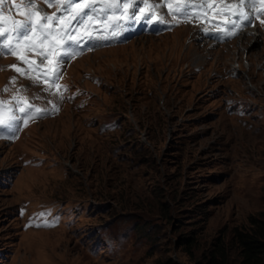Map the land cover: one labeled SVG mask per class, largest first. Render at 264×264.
Masks as SVG:
<instances>
[{
    "label": "rangeland",
    "instance_id": "obj_1",
    "mask_svg": "<svg viewBox=\"0 0 264 264\" xmlns=\"http://www.w3.org/2000/svg\"><path fill=\"white\" fill-rule=\"evenodd\" d=\"M198 30L88 52L67 91L0 58L3 110L44 113L0 139V264H243L238 235L264 221V24Z\"/></svg>",
    "mask_w": 264,
    "mask_h": 264
},
{
    "label": "snow or ice",
    "instance_id": "obj_2",
    "mask_svg": "<svg viewBox=\"0 0 264 264\" xmlns=\"http://www.w3.org/2000/svg\"><path fill=\"white\" fill-rule=\"evenodd\" d=\"M6 2L12 3L15 0H0V5H4ZM20 4L26 5L28 9L36 8L37 3H45L48 4L49 7H57L58 9H62L63 14L59 16L49 15L45 13L43 9L36 8L35 12H29L26 14V19L23 22H17L16 20H12V28L5 32L3 26V12L4 9L0 8V58L4 56H10L16 54V46L21 44L24 41L29 40L32 36L33 32H37L40 37V43L44 44L49 42L53 37L59 36L64 43L61 45V50L63 55L60 56L57 60L59 65H66L72 58L79 54L78 49L80 47V41L74 39L76 36V30L79 27H82L86 21L89 20L90 17H93L94 14L97 13L96 0H18ZM176 2V0H163L164 4ZM224 3L225 0H202V3L207 5L208 3ZM230 2V0H228ZM258 2L264 3V0H258ZM107 4L106 8L100 9V13H109L112 15L123 14V9L131 5L133 8L132 13L130 14V20L135 21L136 15L139 12V5L142 7L145 3H152L153 9L156 7H162L160 4V0H105ZM239 3L245 4L247 3V11L245 13H238L233 15L232 23L227 26L228 33L231 34L237 30L239 25L243 26H251L254 22V19L257 18L253 14L254 3L253 0H239ZM78 5H83L79 11L73 12ZM206 9L197 8L195 11H202ZM194 9L188 7L187 5L183 8L177 7L171 13H162V16L172 15L173 17H178L181 19H199V16H193ZM39 15V20L35 23L33 22L32 17ZM65 16H71V20L68 22L67 27L60 28V21L65 18ZM259 18L261 19V23H264V12L260 13ZM103 20H107V15L102 16ZM152 20L151 14H146L143 17L144 22H150ZM163 19L159 21V23H163ZM51 25V26H50ZM118 26V25H117ZM214 27H219V25H213ZM60 28V31L57 32L56 29ZM72 38V39H70ZM12 40V44H8L7 41ZM75 45V46H73ZM35 45H32L34 47ZM55 45L53 44V47ZM41 59L39 61V65H43L44 62L48 59L47 54L41 52ZM37 66V70L38 67ZM11 68H16L15 65L9 66ZM4 69H0L3 71ZM18 72L20 69H16ZM22 75L27 77L26 72H22ZM62 72L56 71L54 72V76L51 79V85L55 86L58 83V80L61 78ZM16 77H12L10 79L9 85L5 86L3 91H7L10 84L15 81ZM67 91V88L63 89ZM55 94V93H53ZM3 101L0 100V113L3 111ZM20 110L23 112L24 116L27 118H31V109H20V105L17 103L14 105L13 114L9 117L8 121L5 122L3 120L2 115H0V129L4 130L9 134V137L15 135L18 130L16 127L17 122L23 123L21 117L16 115V111ZM39 111V109H36ZM40 215H49V213H41Z\"/></svg>",
    "mask_w": 264,
    "mask_h": 264
},
{
    "label": "trees",
    "instance_id": "obj_3",
    "mask_svg": "<svg viewBox=\"0 0 264 264\" xmlns=\"http://www.w3.org/2000/svg\"><path fill=\"white\" fill-rule=\"evenodd\" d=\"M238 237L243 248V264H264V221L254 222V233L239 234ZM217 260L213 256L207 264H218Z\"/></svg>",
    "mask_w": 264,
    "mask_h": 264
},
{
    "label": "bare ground",
    "instance_id": "obj_4",
    "mask_svg": "<svg viewBox=\"0 0 264 264\" xmlns=\"http://www.w3.org/2000/svg\"><path fill=\"white\" fill-rule=\"evenodd\" d=\"M242 34H248V35H249V34H253V32L250 31V30H247V31H245V32H242L240 35H242ZM254 34H255V33H254ZM254 34H253V35H254ZM240 35H239V36H240ZM255 35H256V34H255ZM239 36H238L236 39H238ZM236 39H234L233 41H235ZM78 59H79V58H78Z\"/></svg>",
    "mask_w": 264,
    "mask_h": 264
}]
</instances>
